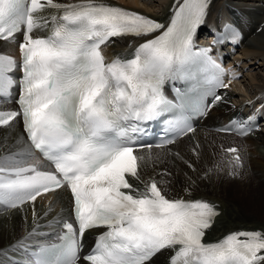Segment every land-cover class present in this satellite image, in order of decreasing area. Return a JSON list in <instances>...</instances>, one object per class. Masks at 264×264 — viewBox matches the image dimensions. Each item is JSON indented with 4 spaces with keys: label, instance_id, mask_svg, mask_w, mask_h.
<instances>
[{
    "label": "snow or ice",
    "instance_id": "snow-or-ice-1",
    "mask_svg": "<svg viewBox=\"0 0 264 264\" xmlns=\"http://www.w3.org/2000/svg\"><path fill=\"white\" fill-rule=\"evenodd\" d=\"M45 7L59 14L50 17L49 35L34 37L35 30L49 24L37 15ZM173 7L165 27L102 0H0V39L23 31L19 111L0 110V127L19 117L29 144L24 154L0 158V206L18 208L58 189H67L72 203V221L63 222L60 243L35 250L25 248L23 241L9 246L27 252V264H78L82 239L96 228L106 231L83 257L87 264H149L165 249L174 250L169 264H264V232L233 231L205 243L219 216L212 203L169 199L156 180H141L146 157L134 147L141 124L176 107L164 95L165 81L190 78L202 69L220 71L210 49L194 50L209 0H176ZM232 35L235 39L239 34ZM126 36L144 42L131 59L106 60L103 46ZM15 67L14 58L0 54V98L11 96L16 81L9 74ZM216 85L229 86L218 77ZM178 99L181 115L171 123L177 136L187 135L194 129L185 113L203 114L207 105L203 96ZM221 99L213 95L214 102ZM239 131L246 134L247 129ZM33 150L50 169L39 161L27 162L35 160ZM225 151L236 154L233 159L240 166L238 149ZM129 178L141 181L143 190Z\"/></svg>",
    "mask_w": 264,
    "mask_h": 264
},
{
    "label": "bare ground",
    "instance_id": "bare-ground-1",
    "mask_svg": "<svg viewBox=\"0 0 264 264\" xmlns=\"http://www.w3.org/2000/svg\"><path fill=\"white\" fill-rule=\"evenodd\" d=\"M74 1L80 2L56 0L58 3ZM102 2L138 10L154 19L165 21L170 14L172 0ZM53 13V10L44 8L37 15L49 19ZM224 21L236 23L242 33L239 51L235 56L243 75L231 88L223 91L222 101L208 108L205 118L197 120L192 133L166 147L137 152V155L146 157L139 170L142 181L156 180L169 199H202L216 207L219 216L205 234L209 240L238 230L264 232V121L258 131L242 139L218 133L216 128L245 107L241 105L244 100H255L252 102L253 108L264 95V0H210L205 23L214 26L221 25ZM48 27L49 24L41 29L46 31ZM138 42L141 39L117 37L103 46V54L106 59L113 56L128 57ZM15 49V42L0 41V52L15 55ZM4 107L14 108V105L11 102ZM231 145H236L240 155L241 165L238 167L234 165L230 154L224 151ZM27 149L18 119L7 127H0V158L9 154H24ZM218 150L225 159V166L220 171L216 167ZM32 156L35 160L28 159V163L39 161L42 167H47L34 153ZM16 158L21 156L17 155ZM185 161L188 164L186 166L182 164ZM238 169L243 170L241 174ZM166 172L169 173L167 177L164 176ZM234 172L236 177L230 179L227 174ZM203 175H206L205 179ZM130 182L143 190L144 184L141 181L131 178ZM228 187L234 195L228 193ZM69 216L70 198L65 189L41 195L31 205L24 204L12 209L0 207V250H5V254L0 255V264L24 263L21 250H9V246L23 241L24 247L30 249L47 243ZM99 232L100 230L85 233L82 239L83 252L90 247L93 235ZM167 255L165 252L158 253L149 264H166Z\"/></svg>",
    "mask_w": 264,
    "mask_h": 264
},
{
    "label": "rangeland",
    "instance_id": "rangeland-1",
    "mask_svg": "<svg viewBox=\"0 0 264 264\" xmlns=\"http://www.w3.org/2000/svg\"><path fill=\"white\" fill-rule=\"evenodd\" d=\"M177 157V156H176ZM196 158H199V156L198 155H196ZM221 160V161H220ZM225 159H224V156H223V153L222 152H220V150H218L217 151V155H216V167H217V170L218 171H220L221 169H222V167L223 166H225ZM181 163V162H180ZM183 165H185L186 166V164H187V161H185L184 163H182ZM170 165L171 166H173L172 165V163H170ZM188 165V164H187ZM220 169V170H219ZM242 169L241 170H239L238 169V172L241 174L242 173ZM164 176L165 177H167V176H169V173L168 172H166V174H164ZM227 176L230 178V179H234V177H236V173L234 172V173H232V174H227ZM206 178V175H203V179H205ZM252 179V181H255V180H253V178H251ZM243 181H245V180H243ZM257 182V181H256ZM242 184H244V183H242ZM256 184H259L258 182L256 183ZM235 185V184H234ZM260 185V184H259ZM227 191H228V193L229 194H231V195H234L233 194V192H232V190H231V188H227ZM249 212V214L251 215V213H250V210L248 211ZM258 216H261V215H256V217H258Z\"/></svg>",
    "mask_w": 264,
    "mask_h": 264
}]
</instances>
